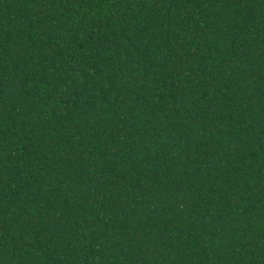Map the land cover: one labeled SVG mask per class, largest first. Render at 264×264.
Returning <instances> with one entry per match:
<instances>
[{"label": "trees", "instance_id": "trees-1", "mask_svg": "<svg viewBox=\"0 0 264 264\" xmlns=\"http://www.w3.org/2000/svg\"><path fill=\"white\" fill-rule=\"evenodd\" d=\"M0 264H264V0H0Z\"/></svg>", "mask_w": 264, "mask_h": 264}]
</instances>
